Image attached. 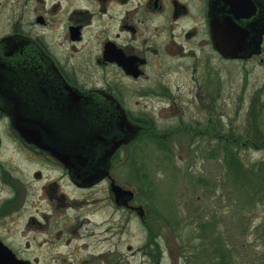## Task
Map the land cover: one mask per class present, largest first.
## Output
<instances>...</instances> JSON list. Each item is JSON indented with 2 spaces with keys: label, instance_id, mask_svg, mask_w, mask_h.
<instances>
[{
  "label": "flooded vegetation",
  "instance_id": "flooded-vegetation-1",
  "mask_svg": "<svg viewBox=\"0 0 264 264\" xmlns=\"http://www.w3.org/2000/svg\"><path fill=\"white\" fill-rule=\"evenodd\" d=\"M262 2L0 0V264H122L120 242L106 236L112 221L150 232L143 264H180L164 237L152 236L162 219L146 208L138 216V191L122 206L111 174L79 184L67 164L98 162L86 148H103L108 132L128 137L123 117L140 131L112 164L146 140L169 149L177 133L189 148L232 146L224 105L233 68L264 70V35L255 54L233 59L214 32H235L234 4L253 3L260 19ZM227 17L229 28H212ZM241 19L236 32H262L264 18L256 29ZM98 208L108 230L89 227Z\"/></svg>",
  "mask_w": 264,
  "mask_h": 264
},
{
  "label": "rangeland",
  "instance_id": "rangeland-1",
  "mask_svg": "<svg viewBox=\"0 0 264 264\" xmlns=\"http://www.w3.org/2000/svg\"><path fill=\"white\" fill-rule=\"evenodd\" d=\"M225 107V118L227 122L232 121L234 134L243 139L262 140L264 70L252 64L246 68L235 64L232 95ZM164 126L165 121L159 126V135ZM170 144L169 149L160 148L150 139L129 145L122 149L120 160L112 164V177L127 189L137 190L140 186L133 168L135 163L153 182V195L148 198L146 189L142 188L136 202L163 216L155 215L163 222L153 235L160 233L164 237L165 248L173 250L172 256L178 262L181 257L180 264H220L215 254L218 240L222 244L219 249L232 264H264V199L255 195L250 204H245L247 196L244 197L250 178L252 185H259L260 175H255L258 171L252 175L243 168L241 176L237 177L234 169L227 167L224 149L219 146L189 148L178 133ZM260 148L249 145L233 147L232 151H236L246 169H257L264 162V149ZM211 153L213 158H210ZM127 158L130 160H125ZM98 209L96 213L88 212L97 225L88 226L108 230L111 225L103 226ZM112 226L106 236L113 237L115 244L120 242L122 264H143L146 257L141 248L151 235L147 228L145 230L136 221L122 223L121 227L117 221H112ZM180 252L184 255L180 256Z\"/></svg>",
  "mask_w": 264,
  "mask_h": 264
},
{
  "label": "water",
  "instance_id": "water-1",
  "mask_svg": "<svg viewBox=\"0 0 264 264\" xmlns=\"http://www.w3.org/2000/svg\"><path fill=\"white\" fill-rule=\"evenodd\" d=\"M260 11L262 13L260 19L255 20L256 15L255 5L250 3L249 5H238L234 4V16H233V27L235 32H214L215 44L220 53L228 58L233 59H246L251 57L257 52V48L260 45L262 36L264 35V27L262 32H236L242 29L238 24L241 22V17L247 18L250 22V28L256 29L257 26L260 28L264 18V3L258 4ZM229 17L224 18L223 20L216 18L212 22L213 29H227L230 27ZM258 23V24H257ZM249 38V42L245 41L246 38ZM254 38V39H253ZM121 130L123 132H130L128 137L123 138L122 136H114L110 132L105 134L104 146L101 149H97L93 146H88L86 148V154L89 156L99 157V161L96 163H84L79 164L77 162H69L67 166L69 167L70 174L73 177L74 181L79 184H93L98 180L103 179L110 173L111 169V158L117 152V150L122 146L130 143L132 140L136 139L140 128L135 126L133 127L130 123H127L125 118H122ZM125 121V122H124ZM113 192L115 193L118 203L121 205H128L129 202L134 198V193L130 190H126L120 186L113 184ZM136 211L140 217L144 215L143 207H137Z\"/></svg>",
  "mask_w": 264,
  "mask_h": 264
},
{
  "label": "trees",
  "instance_id": "trees-1",
  "mask_svg": "<svg viewBox=\"0 0 264 264\" xmlns=\"http://www.w3.org/2000/svg\"><path fill=\"white\" fill-rule=\"evenodd\" d=\"M253 110V109H252ZM235 132V131H234ZM238 134H234V142H233V145L232 146H229V147H223L221 149H224L225 152L227 154L226 157H225V162L227 164V167L228 169L232 168L234 169V172L236 174L237 177H240L241 176V172L244 168V170L246 172H250L252 175L253 172H257L258 173H255V175H260V178L258 177V184L259 185H252L251 182L253 181L251 178L249 181H247V184L249 185L247 191H245V194H244V197L247 196V201L245 202L250 204L252 202V198L253 196L255 195H258L259 197H261L262 199H264V162L261 163L260 166L257 167V169H254V168H251V169H246L244 167V165L239 161L238 159V155L236 153V151H232V148H239V147H243V148H246V147H249V145H254L256 147H261L260 149H264V138L262 140H251V139H243L240 135L236 136ZM264 135V133H263ZM231 149V150H230ZM234 150H237V149H234ZM230 152V153H229ZM172 155V153H171ZM134 168V171L136 172V179H137V182H139V187H138V190L140 191L142 188L146 189V196L149 198L153 195V182L150 181V179L148 178L147 175L144 174V172H142L140 170L139 167H136V164H135V167ZM246 180H244L243 182H245ZM240 196H242L241 194H239ZM205 226V225H204ZM154 229H152L153 231ZM217 244V245H216ZM216 249H215V254L217 256H219L218 258L220 259V264H232V261H227V256L219 249L220 245L221 244V241H217L216 243ZM210 257V256H209Z\"/></svg>",
  "mask_w": 264,
  "mask_h": 264
}]
</instances>
